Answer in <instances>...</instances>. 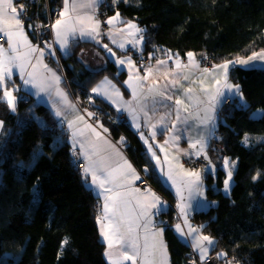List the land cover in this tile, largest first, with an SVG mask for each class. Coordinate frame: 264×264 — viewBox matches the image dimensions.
Instances as JSON below:
<instances>
[{
  "label": "trees",
  "instance_id": "trees-1",
  "mask_svg": "<svg viewBox=\"0 0 264 264\" xmlns=\"http://www.w3.org/2000/svg\"><path fill=\"white\" fill-rule=\"evenodd\" d=\"M60 4L16 0L15 7L23 13L29 5L21 18L38 41L36 16L46 22L48 7L52 12ZM117 13L143 29L145 53L154 58L193 52L212 56L215 64L264 50V0H101L102 20ZM89 45L97 46L78 43L61 59L71 89L82 98L92 95V86L102 77L122 84L126 76L111 58L100 70L89 68L79 57ZM48 60L57 62L51 55ZM232 74L243 98L229 99L214 137L223 160L235 165L232 190L230 195L224 192L227 175L221 162L207 177L205 192L211 203L192 220L215 239L212 254L223 264L228 258L238 264H264V117L253 118V113H264V68L236 66ZM95 101V109L111 114L107 103ZM0 121V264H108L97 222L101 206L84 176L82 157L81 167L60 122L46 106L23 97L15 112L0 97ZM107 122L116 138L126 136L124 147L133 161L149 168L131 125L122 119ZM153 181L171 196L162 181ZM165 236L171 264H192L190 247L170 226Z\"/></svg>",
  "mask_w": 264,
  "mask_h": 264
},
{
  "label": "snow or ice",
  "instance_id": "snow-or-ice-1",
  "mask_svg": "<svg viewBox=\"0 0 264 264\" xmlns=\"http://www.w3.org/2000/svg\"><path fill=\"white\" fill-rule=\"evenodd\" d=\"M100 0H91L90 3L77 4L76 0H63L64 8L59 13L60 18L55 21L52 28L55 33L54 40L51 42H45L44 47L32 45L23 31L22 24V11L18 12L17 8L14 6L15 0H0V38H4L7 44V48L4 45H0V89L3 90V98L7 103L9 109L13 112L16 111V100L17 98L13 95L14 91H18L17 88L7 89V84L12 80L13 69L18 70L20 79L25 85H30L32 88L36 89L35 95L40 96L41 93L46 94L49 99H51L53 93L59 100L52 101V111L54 116L61 122L67 120L66 109H72L76 111V105L68 100L67 94L59 88L60 77L56 75L47 65H43L49 75H44L37 73V65L42 64V58L45 55V50L49 51L50 55H55V51L52 50V44H58L61 51H68L69 39L75 38L76 33L79 32L81 38L88 37L95 40L97 43L100 41L97 37L100 35L99 28L100 22L98 20L94 21L93 15H78L75 22L72 20L71 13L77 11L78 8H95L98 6ZM69 15L68 21H65V15ZM119 18V13L116 16L111 17L105 23L109 25L110 29L114 27V21ZM121 23H123L121 21ZM79 24V28H77ZM127 28L133 31H128L127 35L129 37H134L133 40L129 41L135 47L137 44H142L144 37L142 35L143 29L137 27L136 24L129 22ZM109 39L112 43L117 44L115 37L109 32ZM103 47L112 55L115 56V52L108 47L107 44ZM118 47L121 50L125 49L124 43H118ZM22 49H25L22 51ZM38 53L37 56L34 54ZM191 58L192 53H188ZM171 58V57H170ZM259 58L264 60V53H253L248 60H241L240 63L244 65H249V62ZM119 65H127L130 69L129 79L125 81V84L129 89L132 90L133 98L136 99L138 96V89L143 92L147 88L148 94L152 95V108L151 112L155 113L157 111V105L168 109L164 115L160 116L157 123H161L165 129L175 133L177 130L178 123L187 124L188 116H181V111H187L189 107L192 106V101L194 97L192 96L193 89L191 84L188 86L182 85L181 80H187V76H174L169 78L167 83L163 87H148L144 81L147 80L149 75H152L153 69L149 67L146 69V73L143 77L139 75V70L136 69V65L132 62L131 58L128 59H118L116 61ZM158 64L164 65L167 62L165 60H158ZM229 63L226 62L223 65L214 66L219 67L223 70L224 84L223 89L227 90V93L240 94L239 86L233 85L228 81V68ZM177 66L180 65V61L176 59ZM193 67L198 68L199 65L193 62ZM254 67V65H252ZM31 68L32 71H28ZM136 69L135 79L141 81L139 84H134L132 70ZM204 72H208V69H204ZM167 75V73H165ZM192 83H195L193 81ZM217 85L215 95H208L207 89L201 86V90L205 92L208 97V105L204 108L205 115L200 116L199 112L196 113V118L199 119L201 125H207L213 120V116L208 115V112H214L216 104L222 102L218 98L227 99V95L224 91H221L220 81L217 79L214 81ZM105 86L111 89V92L119 97V100L113 99L112 95L108 91L104 90ZM182 89L178 91L177 88ZM91 91L96 95H103L112 104L116 106L118 112H127L131 117L133 125L135 126L137 132L140 135L141 140L148 145V152L151 153L152 160L156 161L157 167H160V159L156 152L153 150L152 144L149 140H155L157 135L156 123H150L153 119L149 115L148 104L137 101L133 104L131 101L125 102L121 97V93L118 88L107 77L100 85L92 88ZM159 96L161 99L157 100L156 97ZM91 100V97L89 98ZM148 96H144L143 100H147ZM187 99L188 103H185ZM196 99V105H202L203 100L199 98ZM171 102V104L166 102ZM144 116V126L151 127L152 131L146 135L143 131H140V114ZM174 113V116H173ZM93 113L89 112L88 116L91 117ZM191 115V113L189 114ZM264 117V113H253V118ZM80 120H84L82 115L77 117ZM171 118L174 122L171 126L168 125L167 119ZM73 121H67L68 128L73 129ZM88 129H91L92 133L97 139H101V134L93 127L91 124H86ZM103 128V125H100ZM214 127V125H213ZM3 128V122L0 121V129ZM104 132L108 130L103 129ZM72 142H73V155L76 153V145L79 144V155L84 157V163L87 165L84 169V176L87 178L91 176L92 186L99 189L98 195L103 197V207L102 215L97 218V222L100 225L101 236L107 242L108 251L105 252V256L108 258L109 264H125L126 261H131L132 264H155V257L159 253L162 261H166V245L163 243V228H158L153 224L152 216L158 214L166 208L165 203L158 197L150 188L144 189L145 195L141 197L139 195L142 190L140 187L136 186V181H142L141 176L132 167L131 163L127 161L126 158L116 149L114 145L109 144V147L115 153V156L119 157V160H113L111 156L105 155L103 150L99 148L98 145L92 144L90 141H78L77 131L73 130L71 132ZM80 135H83V130H80ZM179 136H173L174 140H178ZM108 144V141H104ZM124 139L121 138V144H123ZM248 137L244 139V143L247 144ZM167 144L168 141H165ZM200 148L197 149L196 155L199 156L204 151L205 138L200 136L195 141L190 142V148L196 149L197 145ZM161 151H164L163 146H159ZM205 159L207 156L205 155ZM123 161V163H120ZM167 162V157L165 158ZM209 163H211L209 161ZM225 168L234 167L235 165H229V161L225 159ZM145 173L148 172V168L145 167ZM162 174L167 176L168 180L172 181V186L176 187V194L180 198V201L185 200L183 194L184 190H187L188 199H192L193 196H202L203 190L201 186L200 173L198 171L186 172L185 175L192 177L193 179L188 181H182L180 186H177L176 180L173 178L171 165L169 166V171ZM232 179V171H228V178L224 181V191L229 192L230 181ZM35 195L39 197L38 190L35 191ZM191 205H188L190 207ZM177 207L180 208L181 214L185 217V224H187V214L185 212V207L182 203L178 204ZM150 209H156V212H150ZM189 228L191 226L189 225ZM143 230V237H141L140 232ZM176 231L182 236L185 235L181 226L176 225ZM191 232H199L198 229H191ZM159 238V239H158ZM141 239L143 243H141ZM194 239V247L200 251V258L204 260L206 258V253L208 251V246L212 245L214 241L209 236H203L202 240L206 242V245L201 244V237L196 236ZM67 243V240L64 241ZM220 255H224L221 253Z\"/></svg>",
  "mask_w": 264,
  "mask_h": 264
},
{
  "label": "crops",
  "instance_id": "crops-1",
  "mask_svg": "<svg viewBox=\"0 0 264 264\" xmlns=\"http://www.w3.org/2000/svg\"><path fill=\"white\" fill-rule=\"evenodd\" d=\"M91 0H76L77 4H84V3H90ZM16 3V0H15ZM14 3V6H15ZM101 0L95 8H78L76 12L71 13L72 20L75 22V19L78 15H93L94 21L98 20L100 22V28L99 32L100 35L97 37V39L100 41L97 43L95 40H92L88 37L81 38L79 36V32L76 33L75 38L69 39V48L68 51H61L59 48L58 44H54L56 56L53 57L57 62L56 65L55 63H51L48 60L49 57V52L48 50H45V55L42 58V64L37 65L36 71L37 73H41L44 75H49L50 73H47L43 65H47L49 69H51L53 72L56 73L57 76L60 77V84L58 85L59 88L67 94L68 100L76 105V111H73L72 109H66L67 111V120L66 121H59L55 116V118L60 122V125L64 127L66 134L70 138V142L73 147V142H72V135L71 132L73 130L77 131V140L78 141H85L86 146L87 142H91L92 144L98 145L100 149L103 150L105 155H109L112 157L113 160H119V157L115 156V153L112 151V149L109 147V144L114 145L117 150L123 155L124 158L127 159L129 163H131L132 167L136 170V172L141 176L142 181L143 179H146L148 181V185L140 187L142 192L139 194L141 197L145 195L143 192L144 189L150 188L152 192H154L160 199L165 203L166 208L159 212L158 214L152 216V221L153 224L157 226L158 228H163V243L166 245V261H162L160 258L159 253H157L155 257V264H171V255L168 247V243L166 240V229L167 227H171L179 236V238L188 244V246L191 249V252L195 253L199 258H200V251L194 247V237L199 236L201 237V244L206 245V242L202 240L203 236L205 235L201 228L195 224V222L192 220V217L195 215L196 211L202 208H205L209 206L211 201L209 198L206 196V183H207V177H209L211 174H215L217 171L218 164L221 162H224L223 160L225 158V155L223 157H218L214 152H212V146L214 143V137L216 136V128L221 116V113L223 109L226 107V100L231 99L232 96H236L237 94L235 93H227L226 89H223V84H224V77H223V70L219 67L214 66H219L223 65L226 62H233V60L237 59H230L225 62L221 63H215L212 68H206L204 67L201 62H200V56L197 55L196 53H193V56L190 58L188 56V53L185 56H180V55H169L168 57H160V58H154L151 54L147 55L145 53V40H143L142 44H137L135 47H133V44L130 43L129 41L133 40L134 37H129L127 35L128 31H135V30H130L127 28V24L129 22L134 23L132 21H126L122 16L119 15V18L117 21H114V27L110 29L109 25L105 29L104 24L108 19L111 17L106 18L105 20H102L99 16V6H100ZM64 8L63 0H61L60 4V9L61 11ZM116 16V15H114ZM22 19V18H21ZM65 21H68L69 15L66 14L64 17ZM121 21L123 23H121ZM23 24V31L25 35L27 36L28 41L34 45V46H39L40 48H43L44 46L38 44V41H35L33 37L30 35L28 32V29L26 28L25 22L22 20ZM55 24V22H54ZM53 24V25H54ZM136 24V23H134ZM137 25V24H136ZM77 28H79V24L76 25ZM140 28L139 26H137ZM141 29V28H140ZM109 32L115 37L117 40V44L112 43V41L109 39ZM143 35V32H142ZM55 33L52 28V39L54 40ZM144 37V36H143ZM94 43L95 46H85L82 47L81 50L79 51V57L80 59L89 67L92 69H101L106 65L107 59L111 58L113 61H117L118 59H128L129 57L131 58L132 62L136 65V69L139 70V75L143 77L146 73V69L151 67L153 69L152 75H149L147 80L144 81V83L148 87H163L169 78H173L174 76H187V80H181L180 83L182 85L188 86L191 84V87L193 89L192 96L194 97L192 101V106L188 108L187 111H181V116H188V121L187 124L184 123H178L177 124V130L175 133L168 131L163 127L161 123H157L159 121L160 116L164 115L168 109H165L161 107L160 105H157V111L155 113L151 112L152 108V95L153 94H148L147 88L143 90V92H140L138 89V96L136 99L133 98L132 95V90L127 87L125 84V81L129 79V74H130V69L127 65H118V68L120 70L125 71V78L122 81V84L120 81H116L115 79L105 76L116 86V88L119 89L121 93V97L123 101L128 102L131 101L133 104H136L137 101L147 103L148 104V109H149V115L153 117L152 121L150 123H156V132L157 135L155 137V140H149V143L152 144L153 150L156 152L157 156L160 159V167H157L156 161L152 160L151 158V153L148 152V145L144 143L143 140H141L139 133L137 132L135 126L133 125L131 117L128 115L127 112L121 111L118 112L116 110V106L112 104L108 99H106L103 95H96L91 91V94L88 98H82L79 96H75V92L71 89L70 87V82L68 78L66 77V74L64 72V69L62 67L61 59H64L67 57L71 51L72 48L75 45H78V43ZM118 43H124L125 49L121 50L118 47ZM107 44L109 48L112 49L113 52H115V56H112L104 47L103 45ZM4 47L7 48L6 42H4ZM25 49H22V51ZM38 53L34 54V56H37ZM134 56L140 57L139 59H136ZM171 57V58H170ZM179 59L180 65L177 66L176 64V59ZM145 60H148V63H144ZM158 60H165L167 63L164 65H160L157 63ZM193 62L198 64V68L193 67ZM238 65L229 63V68H228V81L232 83L233 85H238L234 79H233V74H232V69ZM136 69L132 70L133 73V83L134 84H139L141 81L135 79V72ZM204 69H208V72H204ZM28 71H32L31 68L28 69ZM167 73V75H165ZM105 77H102L100 80H98L92 88L96 87L97 85H100L102 81H104ZM220 81V87L221 91H224L227 95V99L224 98H218L222 100V102L217 103L214 112L209 111L208 115L213 116V120L209 122L207 125H201L199 119L196 118V113L199 112L200 116L203 117L205 115L204 113V108L207 107L208 105V97L205 95V92L201 90V86L205 89H207L208 95H215L216 93V88L217 85L214 83L215 80ZM195 81V83H192ZM239 86V85H238ZM12 88H17L19 89L18 91H14L13 95L17 98L16 100V107L18 106V100L20 97H23L25 99V102H28L29 98H33L34 101L37 104H42L46 106L53 114L52 111V101L53 100H59V97L53 93L51 99L44 94L41 93L40 96H36L35 92L36 89L32 88L30 85H25L23 81L20 79L19 72L16 69H13V75H12V80L8 82L7 84V89L11 90ZM3 90L0 89V97H3ZM106 91L109 92V94L112 95L113 99L119 100V97H116L114 93L111 92V89L105 86ZM178 91H182V89L177 88ZM239 91L242 96V92L239 86ZM238 94V95H240ZM77 95V94H76ZM144 96H148V99L145 101L143 100ZM91 97V100L89 99ZM81 98L83 100H81ZM199 98L204 101L202 105L197 106L196 105V99ZM157 100H160L161 98L159 96L156 97ZM95 100H101L105 103L108 104V106L112 109L110 110L111 114H104L100 113L99 109H95L92 104ZM96 102V101H95ZM171 104V102H166ZM185 103L187 104L188 101L185 99ZM91 112L93 115L91 117L88 116V113ZM191 113V115H189ZM54 115V114H53ZM82 115L84 117V120H80L77 117ZM105 115H108V118L105 117ZM120 116L119 119L115 116ZM174 116V113H173ZM126 120L131 127L133 128L134 132L136 135L139 137L140 142L142 144V147L144 149V154L146 158L149 160V165L150 169L148 168V172L145 173L144 169L145 167H139L133 159L130 157L128 154L127 150L124 147L125 143V138L126 136L121 134L119 137H115L112 132L111 128L108 126L107 121L111 122H117L118 120ZM67 121H73V129L68 128ZM174 122L173 119L168 118L167 123L169 126ZM86 124H91L93 127L96 128V130L101 134V139H97L96 136L92 133L91 129H88L86 127ZM140 124L141 128L140 131H143L146 135L152 131L151 127H145L144 126V116L141 113L140 114ZM100 125H103V128L100 127ZM214 125V127H213ZM106 128L108 131L104 132L103 129ZM2 129H0L1 132ZM80 130H83V135H80ZM179 136L180 138L178 140H174L173 136ZM200 136H203L205 138V144H204V151L197 156L196 151L197 149L200 148V145H197L196 149L190 148V142L195 141L198 139ZM123 137L124 142L121 144V138ZM107 140L108 144H106L104 141ZM165 141H168L166 144ZM159 146H163L164 151L160 150ZM76 151L79 150V144L76 145ZM205 155L207 156V162L208 165L204 168L202 167H195L193 165L188 164V161L197 158V157H204ZM82 157V161H84V157ZM167 157V162H165V158ZM223 160V161H222ZM209 161L211 163H209ZM120 163H123V161H120ZM224 164V163H223ZM171 165V170H172V175L173 178L177 182V186H180L182 181H188L193 179L190 176L185 175L186 172L190 171H198L200 173V178H201V186L203 190V195L202 196H193L192 199H188V193L187 190L185 189L183 194L185 196V200L183 202L180 201V198L176 194V187L172 186V181L167 179L166 175L162 174L167 173L169 171V166ZM87 167V165L84 163V169ZM84 173V170H83ZM151 177V179H150ZM160 180L163 182V184L170 190V195L168 196L166 193H164L153 180ZM87 183L89 184V187L93 190L97 201L101 207H103V197L101 195H98V192L100 191L99 189H96L94 186H92L91 182V176L89 175L87 178ZM136 182H141V181H136ZM182 203L185 207V212L187 214V224H185V217L181 214L180 208L177 207L178 204ZM188 205H191L188 207ZM150 212H156V209H150ZM173 211V218L168 217V216H162V213H170ZM179 224L185 233L184 236H182L179 232L176 231V225ZM189 225L191 228H189ZM191 229H198L199 232H191ZM99 231H100V225H99ZM141 237H143V230L140 232ZM100 237L103 243L105 244V252L108 251L107 247V242L104 240V238L101 236L100 232ZM214 243L210 246H208V251L206 253V258L212 254V251L215 246V239L210 237ZM159 239V238H158ZM141 243H143V240L141 239ZM221 257V255H218ZM105 259L107 260L108 264V258L105 256ZM201 259V258H200ZM125 264H132L131 261H126ZM226 264H238V263H230L227 261Z\"/></svg>",
  "mask_w": 264,
  "mask_h": 264
},
{
  "label": "built area",
  "instance_id": "built-area-1",
  "mask_svg": "<svg viewBox=\"0 0 264 264\" xmlns=\"http://www.w3.org/2000/svg\"><path fill=\"white\" fill-rule=\"evenodd\" d=\"M28 1H30L31 3H34V4H38V3H40L41 0H28ZM45 1H48V0H45ZM48 9H49V13H48L46 22L39 20V17L36 16V18H37V21H36L37 36L36 37L38 38V44H40L42 46H44L45 42L53 41V39H52V25L54 24V22L58 18H60L59 13L61 12V9L59 7H56L54 10H52V12H51L49 7H48ZM28 11H29V5L24 6L22 16H26L28 14ZM104 27L107 28L108 25H105ZM4 42H5V39L0 38V45H3ZM52 50L55 51L54 44H52ZM51 56L55 57L56 52H55V55H51ZM200 62L206 68H212L214 66V59L212 56H204V57L200 58ZM144 63H148V60H145ZM229 101L230 100L227 99L225 104L226 105L229 104ZM212 149H214L218 152V153H216L218 156H221V157L224 156V154L222 152L221 145L215 140H214ZM76 153H77V155H74V157L76 160H78L80 162L81 156L79 155V152H76ZM188 164L193 165L195 167L204 168L208 165V162L204 157L201 156V157H197V158H194V159L188 161ZM79 165L82 167L83 162H80ZM145 185H148V181L146 179H143V182H139V183L136 182V186H138V187H142ZM98 215L99 216L102 215V207H99ZM190 257L192 258V264H223L221 259H219L216 256L207 257L204 260H201L195 253L190 252ZM227 261L230 263H235L236 258H228Z\"/></svg>",
  "mask_w": 264,
  "mask_h": 264
},
{
  "label": "rangeland",
  "instance_id": "rangeland-1",
  "mask_svg": "<svg viewBox=\"0 0 264 264\" xmlns=\"http://www.w3.org/2000/svg\"><path fill=\"white\" fill-rule=\"evenodd\" d=\"M256 53H257V54L264 53V50H263V51L256 52ZM252 55H253V54H252ZM252 55H250V56H248V57H240V58H237V60H233V64H236V65H238V66H240V67H244V68H264V60H260L259 58L250 61V62H249V65H244V64H241V63H240L241 60H248V58L251 57ZM252 65H254V67H252ZM232 98H233V99H237L238 101H240L243 97H242L241 94H240V95H237V97H236V96H232ZM81 100H83V99L81 98ZM16 109H17V107H16ZM63 128H64V127H63ZM63 128H62V129H63ZM76 152H79V151H76ZM218 157H221V156H218ZM229 165H230V163H229ZM230 166H231V165H230ZM224 168H225V166H224ZM229 170L232 171V179H231V181H230V189H229V192L226 193V192L224 191L226 195H230V192H231V190H232V186H233V174H234L233 171H234V167L225 168L226 175H227L226 178H228V171H229ZM145 186H146V185H145ZM142 187H143V186H142ZM212 256H215V255L211 254V255L208 256V257H212ZM216 257H217V256H216Z\"/></svg>",
  "mask_w": 264,
  "mask_h": 264
}]
</instances>
